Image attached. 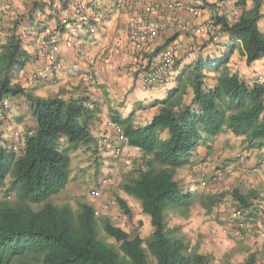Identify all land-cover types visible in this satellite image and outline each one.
<instances>
[{
	"label": "trees",
	"instance_id": "1",
	"mask_svg": "<svg viewBox=\"0 0 264 264\" xmlns=\"http://www.w3.org/2000/svg\"><path fill=\"white\" fill-rule=\"evenodd\" d=\"M202 1L213 11L211 20L220 38L225 37L218 56L198 57L184 65L164 98L146 106L155 112L145 124H136L131 113L122 117L118 111L108 112L127 146L139 152L135 176L122 191L135 197L149 218L152 231L146 240L130 236L107 218L100 226L87 202L74 211L68 204L50 201L68 184L73 159L85 156L89 167L100 165L105 149L96 124L102 110L89 96H73L64 89L40 96L28 88L21 72L33 57L16 33L18 20L9 19L0 44V103L23 98L34 125L26 126L16 139L0 134V264H149L146 249L156 264L213 261L212 255L190 253L177 227H168L165 213L169 204L188 206L198 197L194 191L184 192L174 180L177 169L192 163L197 147L209 150L221 133H228L240 137L249 150L264 149V83L230 64L236 54L248 66L264 58V12L263 0ZM12 5L0 0V7H12L17 14ZM44 6L46 2H32L30 12L40 14ZM21 19L32 21L29 14ZM11 195L13 203L8 200ZM218 198L207 195L199 202L209 209ZM229 199L244 210L251 206L250 195L237 189L230 191ZM114 201L131 216L122 197L116 195ZM238 264H256L255 255Z\"/></svg>",
	"mask_w": 264,
	"mask_h": 264
},
{
	"label": "rangeland",
	"instance_id": "2",
	"mask_svg": "<svg viewBox=\"0 0 264 264\" xmlns=\"http://www.w3.org/2000/svg\"><path fill=\"white\" fill-rule=\"evenodd\" d=\"M16 4L20 9L17 14L12 11V7H0L3 11L0 13V44L5 40L4 33L8 27L9 19H16L18 20L16 33L22 39V47L31 55L37 50L32 45L35 39L27 32H31L33 27L35 31L42 30L45 20H41L42 18L37 10L30 12L28 6L30 4L21 1H17ZM262 11L264 12V0ZM28 14L32 21L21 19V16L26 17ZM199 47L202 48V45L196 44L194 49L187 52L186 55L188 57L194 56L195 51L200 50ZM241 59L239 54H236L232 57L230 64L233 68L238 69L242 64ZM32 61L30 60L25 65L26 69H35ZM29 73H22V77L27 76ZM56 84V81L42 78L38 82L31 81L25 85H28L40 96H53L60 91ZM12 102L10 99L7 100L8 106L14 109ZM113 136L114 133L110 131L108 137L112 138ZM243 146L240 137L237 138L222 133L213 141L209 150H206L203 146L197 147L198 152H193L192 163L177 169L174 174V180L177 181L183 191L192 189L191 191L197 193L198 197L196 200L191 201L188 206H175L177 207L175 212L179 214L177 217H174L172 209H169L171 208L169 204L165 213L167 225L168 227H177V232L182 234L185 242L188 243L190 253L212 255L213 261L209 264H238L243 262L249 254L255 255L256 264H264V195L260 194V192H264V181L259 176L241 171L237 155ZM105 147L103 148L105 150L102 152L100 165L96 168L92 165L89 167L84 162L85 156L84 158L80 156V159H73L68 184L57 194L52 195L50 201L57 206L68 204L74 211L78 209V205L82 202H87L96 207L95 205L102 201L104 208L101 210L95 209V215L100 226L102 220L107 218L115 225L122 227L130 236L139 235L146 240L150 237L152 231L149 218L145 216L147 223L142 220L141 224L136 225L135 214L132 212L131 216L128 217L122 211L119 212V207L114 201L116 195H123L122 185L135 176L134 163L139 157V152L124 145L123 153L115 156L110 150V146ZM256 151L259 150H249L248 159L252 156L255 157L254 153ZM263 153L257 154L256 157L263 156ZM247 166L251 165L247 164ZM199 167H203L208 175L217 170L221 171L222 179L216 183H206L205 186H202L200 184ZM96 186H101L103 193L98 198L91 199L88 192ZM233 189H237L243 195L249 194L251 197V206L244 210L246 226L236 236L226 228L229 213L238 205L236 201L229 199V193ZM207 195L219 196V201L209 209L202 207L199 202L200 199H205ZM8 200L13 203L14 196L11 195ZM105 204L107 205L104 206ZM40 207L41 205H32L34 209ZM131 207L134 208L135 206L131 204ZM133 211L135 212V210ZM255 231H258V233ZM101 233L103 238L107 241L110 240L105 237L103 231ZM144 247L146 249L145 245ZM146 253L148 263L156 264L155 258L147 252V249Z\"/></svg>",
	"mask_w": 264,
	"mask_h": 264
},
{
	"label": "crops",
	"instance_id": "3",
	"mask_svg": "<svg viewBox=\"0 0 264 264\" xmlns=\"http://www.w3.org/2000/svg\"><path fill=\"white\" fill-rule=\"evenodd\" d=\"M10 1L17 12L20 10L17 8V1L30 4L28 5L29 8L32 2H46L47 6H44V10L40 13V17L42 18L41 20H45L43 23L44 26L45 24L54 26L59 23L58 18L61 9L79 0ZM61 1H64L63 6ZM233 1L235 0H225L227 4ZM49 2H51L50 5H48ZM203 3L204 2L201 0L199 4L200 15L196 20L191 19L185 11L180 12L181 19L192 22L210 20L213 16V11L210 7L204 6ZM102 14V18L94 22L92 29H85L79 33L86 51L93 57L92 60L88 61L79 57L75 49L66 43L64 35H62L59 39L56 51V62L59 63L61 67L56 70L54 66L55 63L48 62L45 56L41 55L37 39V35L41 30L35 31L33 27L30 33L35 39L32 45L37 51L31 54L33 57L32 62L35 67L32 64L31 66L35 68V71L33 69L24 68L21 72L33 73L39 71L38 75L44 80L56 81L57 88L64 89L73 96H89L99 103L102 113L96 125L100 137L101 134L102 136H108L110 131L113 133L111 126H108L109 111H118L122 117L131 113L136 124H145L155 112V108H146V106L153 100H161L164 98L166 91L174 84V80L182 67L192 64L198 57L206 58L208 56H218L225 40V37L222 36L217 43H214L210 41L207 35H186L181 32L168 30L164 32L157 41L152 43L149 51L137 52L127 43L129 19L125 11H116L111 7L110 3L106 1L102 7ZM34 23L35 22H33V24ZM172 43L179 44L181 49L178 50L175 55L174 71L171 73V76L164 84L144 85L141 79L143 72L156 60L159 51L165 49ZM198 43L202 45V48L199 47L198 49L200 50H196L194 56L188 57V55H186L187 51H183V49L189 44L195 46ZM240 58H242L240 61L242 64L238 70L251 79H255L256 76L260 74L263 76L262 83H264V58L253 62L250 66L245 64L244 57ZM87 71L93 73V81H85L82 78L83 74ZM27 87L29 88L28 85ZM12 104L14 105V109L9 107L7 113L9 123H7V120L5 124H2L3 126H0V134L16 139L22 136L26 126L32 127L34 125V120L23 98H16L13 100ZM224 134L230 135L228 133ZM101 142L103 143L102 140ZM114 142L115 136L111 138L110 143L112 144ZM105 146L109 147L108 145ZM194 152L196 153L198 151L196 150ZM263 152L264 149L256 151L254 153L255 157L252 156L247 164L255 165L259 163L264 157ZM262 153L263 156L256 157L257 154ZM262 168L264 170V165H262ZM261 179L264 181V177H261ZM251 188L253 187L251 186ZM191 190L192 189H189L188 191L190 192ZM260 194L264 195V192H260ZM120 196L127 203L131 214L132 212L135 214L134 219L136 225L139 223L141 224L142 220L146 222L145 215L140 211L139 201L135 197L125 193ZM131 204L135 207L132 208ZM95 206L96 207L93 206L94 209L97 208L98 210L104 208L102 201ZM175 206L178 205H171L169 209H172L174 217H177L179 214L175 212V208H177ZM133 210H135L136 213ZM118 211H121L120 208Z\"/></svg>",
	"mask_w": 264,
	"mask_h": 264
},
{
	"label": "built area",
	"instance_id": "4",
	"mask_svg": "<svg viewBox=\"0 0 264 264\" xmlns=\"http://www.w3.org/2000/svg\"><path fill=\"white\" fill-rule=\"evenodd\" d=\"M108 1L116 11L124 10L128 16L129 23L127 29V43L137 52H147L154 41L170 30L184 33L186 35H208L212 42L218 41L220 32L218 26L210 20L203 22L184 21L180 17V12L185 11L189 17L196 20L200 15L201 0H79L61 9L59 23L54 26L46 25L37 35L38 46L41 55H44L48 62L55 63L58 70L61 66L56 62V51L60 37L64 35L68 45L75 49L77 55L85 60H92L84 47L83 40L79 33L85 29H92L94 22L99 21L102 14V7ZM179 44L172 43L165 49L159 51L156 60L143 72L141 79L144 85H161L165 82L169 74L173 71L175 55L180 50ZM194 49L192 44L187 45L183 51L190 52ZM38 73L33 72L22 77L24 83L38 82ZM82 78L85 81H93V73L87 71ZM258 82H263V76L257 75ZM9 106L6 100L0 103V122L7 119ZM115 136V142L110 143L111 138L101 136L105 145L110 146V150L115 156L123 153L126 147V138L121 128L112 122H108ZM108 142V143H106ZM15 149V148H14ZM249 150L243 146L237 155L238 163L242 172H249L259 177H264V157L262 160L251 166H247ZM200 184L216 183L222 179V172L217 170L211 175L199 167ZM103 189L96 186L90 189L88 195L91 199L101 196ZM105 204L104 206H106ZM246 226L245 212L236 207L228 215L226 228L233 235H238ZM258 233V231H255Z\"/></svg>",
	"mask_w": 264,
	"mask_h": 264
},
{
	"label": "clouds",
	"instance_id": "5",
	"mask_svg": "<svg viewBox=\"0 0 264 264\" xmlns=\"http://www.w3.org/2000/svg\"><path fill=\"white\" fill-rule=\"evenodd\" d=\"M101 139H102V137H101ZM103 146H105V145H103ZM105 148H108V147H105ZM130 148V147H129ZM238 207V206H237ZM240 208V207H239ZM242 209V208H241ZM244 210V209H243Z\"/></svg>",
	"mask_w": 264,
	"mask_h": 264
}]
</instances>
